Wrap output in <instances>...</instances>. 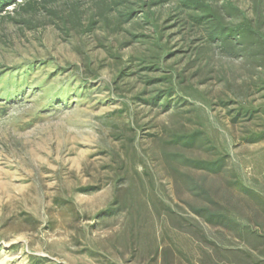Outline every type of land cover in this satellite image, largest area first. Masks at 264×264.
<instances>
[{"label": "rangeland", "instance_id": "1", "mask_svg": "<svg viewBox=\"0 0 264 264\" xmlns=\"http://www.w3.org/2000/svg\"><path fill=\"white\" fill-rule=\"evenodd\" d=\"M186 20L176 0L0 9V264L264 260V244L205 226L188 185L264 196V64ZM194 131L212 149L169 144ZM220 157V174L184 162Z\"/></svg>", "mask_w": 264, "mask_h": 264}, {"label": "trees", "instance_id": "2", "mask_svg": "<svg viewBox=\"0 0 264 264\" xmlns=\"http://www.w3.org/2000/svg\"><path fill=\"white\" fill-rule=\"evenodd\" d=\"M52 1L56 0H0V9L15 5L18 9L34 11L37 6ZM176 1L180 11L187 17L186 22L204 30L206 41L216 45L223 56L233 59L242 57L252 64H264V16L260 6L262 0H252V16L232 0H224L222 4H218L217 0ZM126 20H132V15ZM173 91L174 88L166 94ZM169 144L183 150L203 147L206 150L212 149L202 131H194L185 136L174 135ZM180 157L179 154L168 155L169 161ZM184 162L209 174H220L225 170L224 157L192 161L185 159ZM228 182L231 188L235 186L236 189L224 190L212 182L207 186L205 179H193L188 183L192 195L198 200L193 213L205 226L244 239L248 243L246 247L251 249L250 246H253L257 250L258 246L264 244V196H258L252 190L241 187L234 180ZM218 250L220 249L215 252L218 253ZM223 250L232 252L224 248ZM250 252H242L244 256L235 254L238 260L236 264H264V260H257Z\"/></svg>", "mask_w": 264, "mask_h": 264}]
</instances>
